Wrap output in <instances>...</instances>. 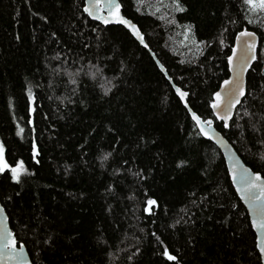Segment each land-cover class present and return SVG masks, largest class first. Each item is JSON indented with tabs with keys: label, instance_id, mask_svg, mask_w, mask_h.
I'll use <instances>...</instances> for the list:
<instances>
[{
	"label": "trees",
	"instance_id": "16d2710c",
	"mask_svg": "<svg viewBox=\"0 0 264 264\" xmlns=\"http://www.w3.org/2000/svg\"><path fill=\"white\" fill-rule=\"evenodd\" d=\"M121 3L124 15L138 24L150 49H144L121 26H110L107 33L109 45L119 49L123 54L120 58L128 64L125 82L120 84V91L110 103L100 102L91 92H85L82 98L87 106L77 104L65 107L56 99L65 93L63 85L55 91L50 90L48 79L38 75L37 68L42 74L44 55H53V51H45V42H49L51 49L68 42V26L76 16L81 17L74 25L84 33L81 42L90 40V27L94 26V22L89 23V18L76 10L77 4L82 9L83 0H0V142L5 145V158L10 164L23 160L32 173L23 184L11 188L0 177V186L7 188L8 194L15 191L21 193L14 204L8 205L12 230L27 240L20 223L25 222L33 211L42 212L54 222L53 231L59 234V238L55 250L46 253L47 259L41 264H79L80 253H83L86 264H104V254L93 247V232L97 228L104 229L105 236L113 245L110 249L115 253L112 264H163L158 255L161 246L150 235L141 233L140 228H145L148 233L156 231L181 264H248L249 259L254 261V256L248 258L245 255L243 262L239 259L242 252L252 250L254 232L245 227L248 223L245 219L246 207L234 194V188L219 196L212 194L211 199L200 208L190 202L195 198L199 203L204 192L211 193L209 183H219L229 189L231 181L225 176L227 165L217 145L208 141L201 145L199 139H192L179 130L185 113L165 87L151 53L171 74L182 73L185 76L184 83L197 94L193 98L196 110L206 115L210 93L228 74L223 55L229 49L221 52L219 46L213 43L210 49H205V56L210 54L212 59H205V56L197 58L195 48L189 52L185 47L188 41L179 27L166 25L150 14L160 6L159 0H151V7L148 6L149 0H144L141 12L136 11L141 5L135 0H121ZM187 5L189 11L186 14H177L178 22L193 23L197 40L209 42L218 37L225 8L233 16L239 10V0H231V4L228 0H187ZM232 5H236V9H232ZM213 12L215 15H212ZM160 14H164V9ZM41 16L47 17L48 22L40 19ZM229 28L236 30V26L230 25ZM52 31L57 32L61 45L51 44L49 34ZM75 39L72 37V40ZM226 43L231 44L232 41ZM76 51H81L79 43ZM83 54L86 57L90 55L87 50ZM37 83L42 87H35ZM28 87H32L35 96L32 113L27 108ZM165 95L169 99L162 103ZM121 106L136 124L135 130L121 118ZM109 116L126 133L125 142L128 144L135 140V133L144 131L160 137V143L151 150H145L139 158L140 165L153 166V174L147 184L141 185L134 207L125 199L129 195L127 186L124 191L117 189L115 196L104 192L110 182L108 173L115 167L112 161L104 163L100 160L104 152L111 150V137L102 128V124L107 123L105 117ZM29 120L32 124L28 123ZM17 125L24 129L21 136L15 134ZM89 133H92L91 136ZM33 140L40 152L39 165L31 160ZM78 145H85L87 155L83 158ZM237 147L240 148L239 145ZM158 149L165 153L163 165L154 159ZM240 156L254 170L259 169V164L250 155L246 156L243 148H240ZM183 157L191 160V165L183 171H173L175 165L172 162ZM102 163L104 168H101ZM67 165L71 167L65 174ZM201 165L206 166V172ZM192 192H196L197 196L191 197L189 194ZM80 193L85 194L83 198ZM147 197L157 198L160 204L154 217L142 212ZM220 203H227L228 207L221 210ZM231 203H236L240 209L239 215L232 212L231 227L237 231L243 228L241 236H233L227 228L216 223L228 214ZM190 216L193 218L188 223L168 227L182 217L187 220ZM209 216L213 219L209 220ZM76 233H79V238L69 240ZM137 237L142 239L138 241ZM138 244L142 255H137L132 262L127 261L126 256ZM32 248L29 242L28 252ZM73 253L77 255L64 260ZM32 257L35 258L34 253Z\"/></svg>",
	"mask_w": 264,
	"mask_h": 264
},
{
	"label": "snow or ice",
	"instance_id": "6c2138e0",
	"mask_svg": "<svg viewBox=\"0 0 264 264\" xmlns=\"http://www.w3.org/2000/svg\"><path fill=\"white\" fill-rule=\"evenodd\" d=\"M135 2L141 5L136 8V11L141 12L144 0H135ZM228 3L231 4V0H228ZM159 4L160 6L150 14L166 25L179 27L181 34L188 41L185 47H188L189 52L195 48L197 58L205 56V49H210L213 43L219 46L221 52L225 48L229 49L223 55L228 74L210 93V98L206 102V115L196 110L193 98L197 94L184 83L185 76L182 73L180 75L171 74L165 65L155 58L154 54L153 58L165 81V87L173 94V98L177 100L178 105L182 106L185 113L184 122L179 125V130L186 132L187 136L192 139H199L201 145L208 141L222 147L225 152L227 160L225 176L231 181L229 189L223 188L219 183L215 185L209 183L211 193L204 192L199 198V203H197V199H191V204L200 208L211 199L212 194L219 196L234 188V194L246 205L245 219L248 223L245 227L254 232L252 250L246 253L242 252L239 259L243 262L245 255L248 258L254 256L255 260L249 259L248 264H264V0H239V10L236 11L235 16L226 7L222 14L224 22L220 25L218 37L211 42L197 40L193 23L180 24L178 22L177 14H186L189 11L187 0H167L166 3L159 0ZM148 6H152L151 0H149ZM122 8L121 0H83L82 9L77 4L76 10L81 11L89 18V23L94 22V26L90 27V40L81 42L84 33L81 29L74 28L76 21H79L81 17L76 16L68 26L70 32L68 42L56 49H51L49 42H45V51L51 50L53 55H44V72L41 74L37 68V74L48 79L49 89L52 91L63 85L65 93L61 94L62 98L56 97V99L60 100L65 107L77 104L87 106L82 98L85 92H91L100 102L110 103L116 92L120 91V84L126 80L128 64L120 58L123 55L120 50L109 45L107 33L110 31V26H121L139 45L144 49H149L145 34L136 23L123 14ZM161 9H164V14H160ZM232 9H236V5H232ZM212 15H215V12ZM40 19L45 23L48 22L47 17L41 16ZM230 25L236 26V30L231 31ZM72 37L76 39L72 40ZM16 39H20L19 35L16 36ZM49 40L51 44L55 45L62 43L56 31L49 34ZM228 40H231L232 43H226ZM78 43L81 49L79 52L76 51ZM202 45L203 47H201ZM84 50H87L90 55L86 57L83 54ZM205 59L210 60L212 57L209 54L205 56ZM114 64L115 67H113ZM198 67H202V65H198ZM108 72H111L112 75H107ZM34 86L42 87L39 83ZM26 91L28 112L32 113L35 110L33 108L35 96L32 87H28ZM168 99L169 97L165 95L162 103ZM57 110H59V106ZM120 113L121 118L127 120L129 127L135 130L136 124L124 111V106L120 107ZM105 119L107 123L102 124V128L105 134L111 137L109 140L111 150L104 152L100 156V160L104 163L112 161L115 167L108 173L110 182L105 186L104 192L115 196L117 189L124 191L127 186L126 190L129 195L125 199L133 203L134 207V201L141 185L147 184L153 174V166L140 165L139 158L145 150L156 147L160 143V137L144 131L135 133V140L128 144L125 142L126 133L121 130L118 123H114L111 116L105 117ZM28 123L32 124V120H29ZM23 132L24 129L17 125L16 136H21ZM91 134L89 133L90 136ZM237 145L243 148L246 156L250 155L253 161L259 164L258 170L249 167L247 162L241 159L240 148ZM84 147L85 145H78L81 158L87 155L84 152ZM121 150H123V154H120ZM129 150H131L130 156ZM164 155L165 153L158 149L154 154V159L163 165ZM39 156L37 143L33 140L31 160L36 165L41 162L38 159ZM104 163L101 164V168H104ZM172 163L175 165L173 171H183L192 162L187 157H183ZM70 167L71 165L66 166L65 174ZM201 167H204L206 172V166L201 165ZM30 175L32 173L25 167L23 160H16L11 164L8 162L5 158V145L0 142V177H3L8 187L23 184L25 178ZM205 179L207 180V177ZM20 195L19 191L8 194L7 188L0 186V198H2L0 201V264H41L47 259L46 253L55 250L59 234L53 231L54 222L49 221L42 212L35 211L28 215L25 222L20 223L21 230L28 236L27 240L19 237L10 229L8 226L10 223L8 205L14 204ZM68 195L73 199L76 198L72 194ZM84 195V193H80L81 198ZM189 195L196 197L197 193L192 192ZM159 207L157 198L147 197L143 202L142 212L148 217H154L157 215L156 210ZM226 207H228L227 203L219 204L221 210ZM110 209L111 205H109ZM233 211L237 215L240 214L236 203H231L228 214L224 216L223 220H216V223L227 228L233 236H241L243 228L237 231L231 227ZM193 216L188 217L187 220L182 217L181 220L175 221L168 227L175 228L181 222L188 223ZM208 219L211 220L213 217L209 216ZM139 231L150 235L154 238L155 243L161 246L158 249V255L162 258L163 264H167V262L181 264L178 256L164 245L156 231L148 233L145 228H140ZM78 238L79 233H76L69 237V240ZM93 238L94 249L103 253L106 258L104 264H112L115 253L110 250L113 245L105 236L104 229H95ZM141 239L142 237H137L138 241ZM29 242L32 243L33 248L26 253ZM191 242L189 239V243ZM33 253L35 258L32 257ZM72 255L77 254H70L64 260H68ZM137 255H142L139 244L134 247V251L130 255L126 256V260L132 262ZM79 264H86L83 253L79 254Z\"/></svg>",
	"mask_w": 264,
	"mask_h": 264
},
{
	"label": "water",
	"instance_id": "95a60500",
	"mask_svg": "<svg viewBox=\"0 0 264 264\" xmlns=\"http://www.w3.org/2000/svg\"><path fill=\"white\" fill-rule=\"evenodd\" d=\"M122 12H123V8H122ZM124 14V13H123ZM126 16V15H125ZM127 17V16H126ZM132 20V19H131ZM133 21V20H132ZM134 22V21H133ZM135 23V22H134ZM138 25V24H137ZM150 49V48H149ZM152 53V55L154 54L153 52H151ZM155 55V54H154ZM155 58L156 59H158L157 57H156V55H155ZM219 131V130H218ZM220 150H221V152H222V154H223V156H224V159H225V152H224V149L222 148V147H220V146H217ZM241 157V156H240ZM241 159H242V157H241ZM243 160V159H242ZM225 162H226V165H227V160L225 159ZM249 166V165H248ZM250 167V166H249ZM243 202V201H242ZM244 204V203H243ZM245 205V204H244ZM245 207H246V205H245ZM9 228L10 229H12V227H11V224L9 223ZM28 252V250L26 249V253Z\"/></svg>",
	"mask_w": 264,
	"mask_h": 264
}]
</instances>
